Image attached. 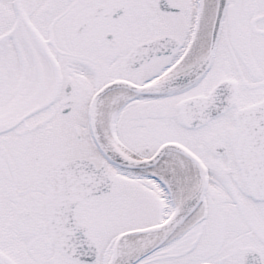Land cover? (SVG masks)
<instances>
[{"label":"snow or ice","instance_id":"snow-or-ice-1","mask_svg":"<svg viewBox=\"0 0 264 264\" xmlns=\"http://www.w3.org/2000/svg\"><path fill=\"white\" fill-rule=\"evenodd\" d=\"M0 264H264V0H0Z\"/></svg>","mask_w":264,"mask_h":264}]
</instances>
